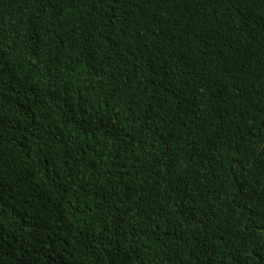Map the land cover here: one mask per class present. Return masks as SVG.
<instances>
[{
  "label": "trees",
  "instance_id": "obj_1",
  "mask_svg": "<svg viewBox=\"0 0 264 264\" xmlns=\"http://www.w3.org/2000/svg\"><path fill=\"white\" fill-rule=\"evenodd\" d=\"M0 264H264V0H0Z\"/></svg>",
  "mask_w": 264,
  "mask_h": 264
}]
</instances>
